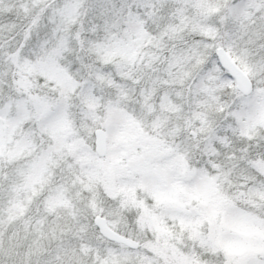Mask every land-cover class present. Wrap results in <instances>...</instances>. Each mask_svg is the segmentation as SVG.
I'll use <instances>...</instances> for the list:
<instances>
[{
    "label": "snow or ice",
    "instance_id": "obj_1",
    "mask_svg": "<svg viewBox=\"0 0 264 264\" xmlns=\"http://www.w3.org/2000/svg\"><path fill=\"white\" fill-rule=\"evenodd\" d=\"M0 264H264V0H0Z\"/></svg>",
    "mask_w": 264,
    "mask_h": 264
}]
</instances>
